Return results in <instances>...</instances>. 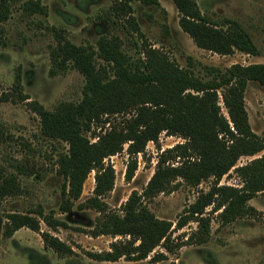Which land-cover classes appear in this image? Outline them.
Instances as JSON below:
<instances>
[{"label":"trees","instance_id":"1","mask_svg":"<svg viewBox=\"0 0 264 264\" xmlns=\"http://www.w3.org/2000/svg\"><path fill=\"white\" fill-rule=\"evenodd\" d=\"M0 0V22L9 18V2ZM180 13L179 25L198 48L220 55L235 50L258 56V47L251 35L236 21L217 23L209 20L196 0H172ZM159 7V0H113L112 10L126 18L130 28L143 39L137 57L123 49L119 37H103L98 49L75 46L69 41L59 45L53 59L60 68L79 71L86 80L80 102H61L53 111L24 93L21 75L16 77L11 91L2 94V101L28 102L41 121L42 133L68 145L58 159V173L64 178L60 211L69 213L81 198L83 185L95 172L93 196L81 208L96 210L100 216L91 231L101 235L129 236L126 242H115L111 251L91 255L99 261L115 262L122 257L143 260L159 246L173 252L172 223L158 219L144 204V198L171 191L172 181L183 178L189 185L198 186L202 180L216 181L227 174L242 156H253L264 150V136L255 134L249 124L245 92L250 82L264 86V63L243 66L235 64L225 70L196 63L188 58L182 68L169 55L146 44L133 15L132 3ZM24 9L31 14L47 16L40 1H27ZM197 68L200 74L196 73ZM55 70L51 73L54 75ZM220 93V94H219ZM220 95L229 119L222 113ZM30 100V101H28ZM108 125V127H107ZM99 130L98 140L89 134ZM183 137L186 142L168 149L160 158L155 174L142 194L134 191L123 206L120 216L102 201L114 189L116 173L109 159L123 152L132 157L145 150L148 142L157 141L160 134ZM94 135V136H95ZM185 159L180 167L166 166L167 155ZM136 162L130 161L127 175L131 178ZM243 179L242 188L218 186V183L196 205L191 216H201L206 207L215 205L223 224L253 215L257 211L249 201L264 191V155L236 169ZM19 183L15 176L0 181V199L15 195ZM35 214L36 216H31ZM190 217L183 219V227ZM41 222L49 228H67V223L53 213L37 209L28 214H10L4 227V237L11 238L21 228L41 232ZM199 243L210 233L208 219L199 218ZM46 247L60 255H71L72 248L50 233H41ZM163 253L153 260L162 261Z\"/></svg>","mask_w":264,"mask_h":264},{"label":"rangeland","instance_id":"2","mask_svg":"<svg viewBox=\"0 0 264 264\" xmlns=\"http://www.w3.org/2000/svg\"><path fill=\"white\" fill-rule=\"evenodd\" d=\"M30 0L9 2V18L0 22V96L12 90L16 77L21 75L24 93L53 111L61 102L78 103L83 98L85 77L77 70H59L53 56L59 45L69 41L75 46L98 49L103 37H119L123 49L137 57L143 39L131 28L126 18L113 13V0H32L40 1L47 9V16L31 14L24 9ZM201 12L209 20L239 23L252 37L259 49L258 56L235 50L231 55H220L198 48L180 25V13L172 0H159L160 6L132 3L144 41L147 45L169 55L182 68H187L188 58L196 63L225 70L235 64L248 66L264 63V0H196ZM55 70L52 75L51 71ZM197 74L200 70L197 68ZM220 94V93H219ZM30 101V100H28ZM222 113L229 119L221 95ZM245 105L252 131L264 136V86L250 82L245 92ZM108 127V125H107ZM100 129L89 134L92 142L98 140ZM95 135V136H94ZM186 140L163 131L157 141L148 142L141 153L130 155L126 144L123 152L109 161L116 173L114 189L102 201L108 209L120 216L130 195L146 189L156 172L162 155ZM68 145L53 140L42 133L39 116L28 102L2 101L0 99V181L15 176L19 190L15 195L0 199V264H264V191L249 201L256 209L253 215L223 224L215 205L205 208L201 216H191V208L202 195L216 183L218 186L242 188L243 179L237 168L261 158L264 150L253 156H242L221 180L214 177L202 180L200 185H189L183 178L172 181L171 191L144 198L148 209L160 220L172 223L171 243L173 252L157 247L148 258L133 260L122 257L115 262L99 261L91 255L111 251L115 242H126L129 236L101 235L92 237L100 214L79 205L93 196L95 172L86 179L81 198L69 213H62L60 205L64 178L58 173V159L66 153ZM167 155L166 166L180 167L185 159ZM136 162L133 176L128 178L130 161ZM43 209L53 213L67 228L53 230L41 222V232L21 228L11 238L4 237V227L10 214H28ZM31 216H36L31 214ZM187 223L179 227L186 219ZM208 219L210 233L205 242L199 243V218ZM50 233L74 251L60 255L46 247L41 233ZM163 253L162 261L153 260Z\"/></svg>","mask_w":264,"mask_h":264}]
</instances>
